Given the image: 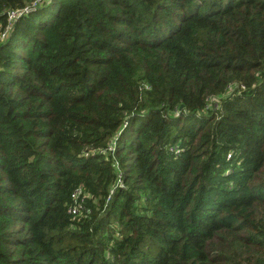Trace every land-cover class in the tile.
Returning <instances> with one entry per match:
<instances>
[{
    "label": "trees",
    "instance_id": "1",
    "mask_svg": "<svg viewBox=\"0 0 264 264\" xmlns=\"http://www.w3.org/2000/svg\"><path fill=\"white\" fill-rule=\"evenodd\" d=\"M33 1L0 0V34ZM0 264H264V0L18 18L0 38Z\"/></svg>",
    "mask_w": 264,
    "mask_h": 264
},
{
    "label": "built area",
    "instance_id": "2",
    "mask_svg": "<svg viewBox=\"0 0 264 264\" xmlns=\"http://www.w3.org/2000/svg\"><path fill=\"white\" fill-rule=\"evenodd\" d=\"M43 1L44 0H34L30 5L25 6L24 8L14 9V10L9 11L8 16H7V25L4 28V30L1 32L0 38L4 39L7 36L8 32L11 30L14 22L18 18H20L24 14H28L29 12H32L33 10H35L37 8V6H39L40 4L43 3ZM243 88H244L243 85H239V86L229 85L228 86L229 90H234V89L241 90ZM214 100H216V99L214 98ZM215 106H216V104H215ZM113 149H114V141H110L109 145H108V150H113ZM173 151H175V152L179 151L177 145L173 147ZM81 208L82 207L80 205H78L77 207H74L73 212L77 214L81 210Z\"/></svg>",
    "mask_w": 264,
    "mask_h": 264
},
{
    "label": "rangeland",
    "instance_id": "3",
    "mask_svg": "<svg viewBox=\"0 0 264 264\" xmlns=\"http://www.w3.org/2000/svg\"><path fill=\"white\" fill-rule=\"evenodd\" d=\"M42 2V1H41Z\"/></svg>",
    "mask_w": 264,
    "mask_h": 264
}]
</instances>
